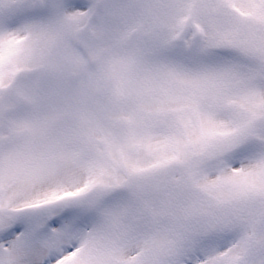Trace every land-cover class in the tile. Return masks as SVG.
<instances>
[{
	"label": "snow or ice",
	"instance_id": "obj_1",
	"mask_svg": "<svg viewBox=\"0 0 264 264\" xmlns=\"http://www.w3.org/2000/svg\"><path fill=\"white\" fill-rule=\"evenodd\" d=\"M0 264H264V0H0Z\"/></svg>",
	"mask_w": 264,
	"mask_h": 264
}]
</instances>
